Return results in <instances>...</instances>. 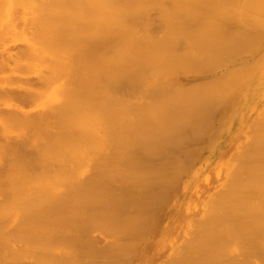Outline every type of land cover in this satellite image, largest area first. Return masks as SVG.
Listing matches in <instances>:
<instances>
[{"label":"bare ground","instance_id":"6f19581e","mask_svg":"<svg viewBox=\"0 0 264 264\" xmlns=\"http://www.w3.org/2000/svg\"><path fill=\"white\" fill-rule=\"evenodd\" d=\"M29 1L6 20L44 46L26 43L47 57L33 51L47 108L16 115L27 134L12 119L13 144V109L0 129L3 165L17 151L0 175V264L131 262L120 238H145L156 209L165 220L181 207L208 159L224 187L172 264H264V0H33L24 16ZM240 107L254 112L223 133Z\"/></svg>","mask_w":264,"mask_h":264},{"label":"rangeland","instance_id":"374dc122","mask_svg":"<svg viewBox=\"0 0 264 264\" xmlns=\"http://www.w3.org/2000/svg\"><path fill=\"white\" fill-rule=\"evenodd\" d=\"M4 1H6V0H4ZM13 1V2H12ZM31 1V0H30ZM29 1V2H30ZM33 1V0H32ZM8 2V3H7ZM17 2H18V0H17ZM17 2H14V0H7L6 2H3L2 0H0V6H2L3 5V3H5L4 5H5V7L3 8V7H0V8H2V9H0V12L2 11L3 12V15L4 14H6L5 16H4V18H3V15H0V19H1V21H0V24H2L1 26H4V24L3 23H6V22H9V23H11L12 25H14L15 26V23L13 24V22H14V20L15 21H19L20 22V19H17L18 17H20L21 15H23V13H22V11H21V8H23V7H20L21 5H19L20 3H17ZM240 2H241V0H240ZM243 2V1H242ZM2 3V4H1ZM6 3H7V5H6ZM10 3H12V5H13V3L15 4V6L13 7ZM27 3V2H26ZM32 3H34V1L33 2H30V4L29 3H27V4H29L28 5V7H27V9L28 8H30V9H32ZM16 4L18 5V6H16ZM32 4V5H31ZM25 5V4H24ZM11 6H12V9H11ZM29 6H31V7H29ZM8 7H9V10H11V11H9L8 12ZM16 7V8H15ZM19 7V8H18ZM19 9L20 11V13H17L16 12V9ZM24 8H26V6H24ZM15 9V10H14ZM17 9V10H18ZM27 9H25V10H27ZM30 9H28L27 11H25L24 9H23V12L25 11V14H24V16H28L29 14H31V11L32 10H30ZM30 10V11H29ZM6 13H5V12ZM16 12L18 15H16V16H18L17 18H16V16L14 15V13H12L11 15V17H13V21L12 20H9V21H7L8 20V17L10 16L9 14L11 13V12ZM1 12V13H2ZM27 12V13H26ZM0 13V14H1ZM2 16V17H1ZM11 17L9 18V19H11ZM22 17V16H21ZM3 18V19H2ZM28 18V17H27ZM7 19V20H6ZM4 20H6L5 22H3ZM21 23V27L24 29H26V27L27 26H23L22 25V22H20ZM11 24H10V26H11ZM17 24V23H16ZM6 26H8V28H11V27H13V26H9V25H7V23H6ZM6 26H4V28L3 27H0V34H1V37H0V60H2V59H7L6 61H8L7 62V64H1L2 62L0 61V93L1 92H5V91H7V92H5V93H3V94H1L2 95V97L0 98V129H1V126H2V129L5 127L4 125H6V124H8V122L6 121V120H8V119H6V118H8L9 117V115L8 116H6V114H9V111L11 110V109H13V111H12V113H14V114H12L11 112H10V114H12L11 116V120H10V123H11V125H10V127H8V128H10V130L7 128V126L8 125H6V129H8V130H6L5 131V128L3 129V130H1V132H4L3 134H4V136L6 135V134H8L9 135V137H6L5 136V138H3L5 141H2V142H6L7 143V145L8 144H10V143H12L11 141H13V139H11V138H16L17 140H19L18 139V136L19 137H21V135H19V133H21L22 132V130H20V129H24L23 127L21 128V126H20V121L21 120H19L18 119V117L20 116V115H23V114H20V113H24V115L25 114H27V113H32L33 114V116H32V114L31 115H26L27 116V118H32V117H34L35 115H36V113L38 114V112L40 111L39 109H45L46 110V108H47V106H46V104L47 103H45V101H47L46 100V96H47V92H48V89H47V83L45 82V81H42V85H40L39 83H41V81L39 80L40 78L42 79L43 77H44V73L46 72V68L47 67H44L45 65L47 66V64L45 63V62H47V57H45V58H43V55L44 56H46L45 55V53L44 54H41V52L40 51H44L45 49H44V46H43V44H41V41L39 42L38 41V43L36 44V41L37 40H35V39H33V40H30L29 38L27 39V35L29 34V32H31V30L30 31H25V29H24V32H27V35H26V37L24 36L25 35V33H23L22 31V29L20 30V28H18V27H16V28H18V30H19V34L17 33V32H15L16 30V28L15 27H13V29L11 28V29H7V27ZM18 26L20 27V24L18 23ZM1 28H3V29H5L4 31H3V29H2V31L3 32H1ZM14 31V32H12V31ZM28 30H29V27H28ZM5 31H7V33L5 34ZM21 31V32H20ZM31 33H33V32H31ZM30 33V35L32 36V34ZM20 34H22V35H20ZM3 35V36H2ZM29 35V37L32 39V37L34 38V36H30ZM34 35V34H33ZM20 36H23V37H20ZM36 37V36H35ZM39 39V38H38ZM23 40H25V41H23ZM34 42V43H33ZM30 46V47H32V46H34L36 49L37 48H43L44 50H40V49H38V50H35V49H33V48H29V46L27 45V44ZM26 44V45H25ZM27 46V47H26ZM38 46H40V47H38ZM26 47V48H25ZM25 49H28L30 52H28L27 50H25ZM22 51V52H21ZM23 51H26V52H23ZM33 51H36V52H38L37 54H38V56L40 57V58H42L43 60L44 59H46L44 62L42 61V63H45V65H43L41 62H40V64H42L43 66V68H41V65L40 64H37L36 63V65L37 66H35V61H36V59H37V61H38V57H37V55L33 52ZM10 53V54H8V53ZM19 52H21L20 54H21V56H20V54H19ZM45 52V51H44ZM2 53H6L5 55H6V57H5V55L4 56H2L3 54ZM17 53H18V55H19V57L17 58ZM24 53H26V54H24ZM28 53V54H27ZM39 53H40V55H42V57L39 55ZM43 53V52H42ZM2 54V55H1ZM15 55V56H13V58H15V61L14 60H12V61H9V60H11L12 59V55ZM22 54H23V56H22ZM32 54H33V56H32ZM11 55V59L9 58V56ZM25 55V56H24ZM35 55V56H34ZM3 58H2V57ZM21 57H23L24 58V61H22L23 60V58L21 59ZM35 57V58H34ZM2 58V59H1ZM17 59H18V61L22 64V63H24L25 65L23 66H21V64L19 65V64H16L18 61H17ZM20 59H21V61H20ZM34 59V60H33ZM41 59H39V61H40ZM5 61V60H4ZM5 61V62H6ZM4 62V63H5ZM10 62V63H9ZM12 62V63H11ZM18 62V63H19ZM15 63V64H14ZM5 65V66H4ZM38 65H39V67H38ZM21 66V67H20ZM37 68H40V70L42 71H40L41 73H43V74H41L40 76H38L39 74V69H37ZM45 70V71H44ZM46 75V74H45ZM43 76V77H42ZM183 77H188L187 75H185V74H183L182 75ZM18 77V78H17ZM19 78H21V79H19ZM39 78V79H38ZM24 79V80H23ZM19 80V81H18ZM23 81V82H20V81ZM17 81V82H16ZM46 83L45 85L43 84V83ZM10 85L9 86V89H5L6 87L8 88V85ZM11 83V84H10ZM16 83V84H15ZM17 83L19 84V86L20 87H18V85H17ZM23 83V84H22ZM27 83V84H26ZM7 85V86H6ZM16 85H17V87H16ZM22 86V87H21ZM28 86H29V88H28ZM1 87H4V88H1ZM13 87V88H12ZM16 87V88H15ZM27 87V88H26ZM22 90H21V89ZM26 88V89H25ZM31 88V89H30ZM34 88V89H33ZM1 89H5L4 91L2 90L1 91ZM14 89V90H13ZM32 89H33V91H36L35 92V94L37 93V95L39 96V92H41V93H43L46 89V91L44 92V94H45V97H44V94H43V98H40L41 97V93H40V97H38L37 95V97H34L35 99H33V96L35 95H33V94H31V93H34L33 91H32ZM9 90V91H8ZM10 90H12L11 91V94H10ZM26 90V91H25ZM14 91V92H13ZM16 91V92H15ZM18 91H21L22 93L25 91V93L26 92H29V94H27V95H29L28 97H30L31 95H33V96H31V98H28L27 99V95L25 94L24 95V97H20L21 96V93L19 94V92ZM13 92V93H12ZM31 92V93H30ZM16 93V94H15ZM244 93H253V92H244ZM13 94H14V96H13ZM0 95V96H1ZM18 95H20V96H18ZM21 98V99H19V98ZM17 98V99H16ZM24 98H26V100H23L24 102L25 101H27V102H23V101H21L22 99H24ZM18 100V103H16V101ZM19 100H20V102H23V104L22 105H24V106H22V105H20V103H19ZM45 103V104H44ZM44 109H43V112H44ZM248 110V112H246ZM15 111H17L18 113H15ZM42 111V110H41ZM235 111V110H234ZM43 112H40V114L41 113H43ZM238 114H237V113ZM254 112V109L253 108H249V109H244V108H242V107H240V108H238L237 109V111H235V114L233 115L232 114V116H231V113L230 114H228V116H231V117H229V118H232L233 117V119H232V121L230 122V124L229 125H227V126H225V129H224V131H223V133L225 132V131H227V129H230V127L232 128H236L237 126V124L240 122V120H241V118H245L246 117V115L249 113L250 115H252V113ZM232 113H234V112H232ZM244 114H246L245 115V117H244ZM13 115H15V116H13ZM16 115H18V117L16 116ZM21 116V118H25L26 116ZM236 115V116H235ZM239 115V117H237ZM32 116V117H31ZM37 116V115H36ZM235 116V117H234ZM15 117H17V123H18V121H19V123L18 124H14L15 125V129H17V127L19 126L20 128H19V130L21 131H19V130H15L14 129V125H13V123H12V119H13V121H15L14 120V118ZM20 118V119H21ZM236 118V119H235ZM10 119V118H9ZM6 123H5V122ZM16 122V121H15ZM233 122H235V124L233 123ZM254 122V120H252L251 122H250V124L249 125H251L252 123ZM1 123H5V124H2L1 125ZM13 125V126H12ZM17 125V126H16ZM21 125H22V123H21ZM234 125V126H233ZM253 125H254V123H253ZM252 126V125H251ZM11 127H12V129H11ZM25 127V126H24ZM28 126H26V129H27V131H26V134L28 133ZM14 129V130H13ZM250 129V128H249ZM24 130H23V132H24ZM1 132H0V134H1ZM19 132V133H18ZM22 132V133H23ZM247 132V131H246ZM18 133V134H17ZM227 132H225V134H226ZM15 134V135H14ZM16 134L18 135V136H16ZM10 135H13V136H10ZM23 135V134H22ZM250 136V135H249ZM2 137H3V135H1V138H0V141L2 140ZM7 138H10V140H8V142H7ZM224 138H226V137H224ZM16 139L13 141V142H16ZM243 140H246V138H244ZM2 142H0V143H2ZM5 143V144H6ZM4 144V145H5ZM13 144V143H12ZM11 144V145H12ZM3 144H2V146H1V144H0V147L2 148V152H4L3 150H5V149H7L8 150V148H6L7 147V145H5L4 146ZM8 147H10V145L8 146ZM10 149V148H9ZM11 149H12V146H11ZM11 149L9 150V154H10V152H11ZM29 149V148H28ZM7 150H5V152L7 151ZM13 150V152H12V154L14 155L15 154V152L14 151H16V150H14V148L12 149ZM2 152L0 153L1 155V157H0V160H3L4 158H5V156L7 155V152H6V155L4 156V154H5V152L3 153V155H2ZM16 153H17V151H16ZM11 154V156H9V157H7L6 158V163L5 164H7V162L8 161H10L8 164H9V166L12 164L13 165V163L15 162L14 160H16V155L13 157V155ZM4 156V157H3ZM8 156V155H7ZM2 157H3V159H2ZM11 157H13V158H15V159H13V158H11ZM10 160H9V159ZM12 159V160H11ZM214 159L215 160H217V156L216 157H214ZM8 160V161H7ZM11 161H12V163H11ZM3 162H5V159H4V161ZM3 162H1L0 161V165H2V166H0L1 168H0V175L2 174V172H3V170L5 169V167L3 168V166H8V164L7 165H3ZM208 162V163H207ZM214 160L212 161V160H207L206 162H203L202 164H200V165H197V167H195L194 169H193V184H192V186L191 185H189L188 186V189H189V191H188V193H186L185 195L187 196H185V195H181L180 196V194H179V192H178V195L181 197H179L178 199H180V202H182L181 203V207H176L177 208V210L176 211H174V213L172 214V212L171 213H169L170 215H172V216H170V218H171V220H168V218H167V216L169 215H167L166 216V218H165V220L164 219H161V213L163 212L162 210H164V209H166V208H168V206L166 207V208H160V210H158V209H156L155 210V212H156V214H157V210H158V212L160 213H158L157 214V216H156V214H155V212L153 213V215L151 214V216L152 217H150V218H148L150 221H151V225L153 226H151L150 225V223H149V225L150 226H148V225H146L145 223H147V222H150L148 219H147V217H146V220L144 219V221H143V223L146 225V226H148L147 227V229H145L146 230V232L147 231H149V234H148V232L147 233H145V231H141V232H144L145 233V238L143 237V235L142 236H140V234H141V232H140V234H139V238H138V240L140 239V237H143V239L139 242V241H137V240H135L136 239V237L135 236H137V235H135L134 236V240H132L133 239V236H131V235H125V236H123V238H120V240H122V242L124 243V249L125 250H129L128 249V247H127V249H126V243L128 242V243H130V245L133 247V248H131V247H129L131 250H132V253L134 252L135 254L137 253V254H140L139 256H137V254L135 255L134 253L133 254H129L130 253V251L128 252V254L131 256H129L128 254L126 255L125 253L127 252H123L122 254H125V257H123L122 255L118 258V259H123V261H124V259H126L127 260V258H132V259H130L131 260V262H126V261H124V263L125 264H162V263H164V264H172V262L171 261H173V259L175 258V257H177V255H178V253H180L181 252V246H180V248H179V246H178V244H185V242H186V244H187V241H189V240H191V238L194 236V230H193V226H195V225H199V223H200V220H202L203 218H204V212L203 211H205V209L207 208L206 206L208 205V203H209V201H210V199H211V197H212V194H213V192H215V190H217V189H219V188H222V187H224V182H225V172L224 171H222V168H221V166H219V165H214ZM206 166H205V165ZM208 164L210 165V166H208ZM212 164V165H211ZM201 168H200V167ZM208 166V167H207ZM199 167V168H198ZM8 168H12V167H7V170H4V172L6 173L7 171H8ZM205 168V169H204ZM197 169V170H196ZM2 171V172H1ZM201 171V172H200ZM10 172V171H9ZM199 173V174H198ZM202 173H203V175H202ZM199 177V178H198ZM222 178V179H221ZM198 179V180H197ZM219 179H221V181L219 180ZM186 180V179H185ZM223 182V183H222ZM223 185V186H222ZM196 186H197V188H196ZM190 187H191V189H190ZM196 188V189H195ZM181 189V188H180ZM215 189V190H214ZM223 189V188H222ZM222 189H219V191L218 192H220V191H222ZM214 190V191H213ZM217 192V191H216ZM215 192V193H216ZM217 192V193H218ZM215 193L213 194L214 196H216L217 195V193H216V195H215ZM200 195H203V196H200ZM185 198V199H184ZM213 198V197H212ZM208 199V200H207ZM204 202V203H203ZM172 203L173 202H170V204H169V206L171 207L172 206ZM202 204V205H201ZM204 207V208H203ZM201 213H202V215H201ZM185 215V216H184ZM159 216H160V219H159ZM188 216V217H187ZM201 216V217H200ZM156 217V218H155ZM190 218V219H188V221H187V218ZM200 217V218H199ZM154 218L156 219V222H154V221H152V219L154 220ZM185 218V219H184ZM197 220H199L198 222H196ZM152 222H154V223H160L159 224V226L157 227V225L156 224H154V223H152ZM189 222V223H188ZM191 222H192V225L193 226H191V225H189V224H191ZM144 224H142V226L144 227ZM188 224V225H187ZM141 226V227H142ZM172 226V227H171ZM151 227V228H150ZM186 227V228H185ZM150 228V229H149ZM188 228V229H187ZM190 228V229H189ZM156 229V230H155ZM185 229V230H184ZM143 230V229H142ZM193 231V232H192ZM151 232V233H150ZM155 232H156V234H155ZM164 232H166V234L164 233ZM181 232H183V233H181ZM193 234H192V233ZM163 233V234H162ZM188 233V234H187ZM147 234V235H146ZM182 234H186L185 236L184 235H182ZM181 236V238L179 237V236ZM189 235V236H188ZM128 236V238H129V236H131L130 237V239H126L125 237H127ZM147 236H148V239H146L147 238ZM177 236H178V238H177ZM100 237H103V235L102 236H100ZM138 237V236H137ZM180 238V239H179ZM126 240V243H125V240ZM166 239V240H165ZM183 239V240H182ZM186 241H185V240ZM119 240V241H120ZM129 240V241H128ZM133 241V243L131 242V241ZM180 240H181V242H180ZM149 241H151L150 243H149ZM185 241V242H184ZM136 244V245H132V244ZM138 244V245H137ZM184 244H183V246H184ZM130 245H128V246H130ZM140 245V246H139ZM177 245V246H176ZM149 248H148V247ZM182 246V247H183ZM139 248V250H138V248ZM179 248L180 249V251L179 250H177L176 249V251H177V253L175 252V248ZM135 248V249H134ZM124 250V251H125ZM133 250H135V251H133ZM140 251V252H139ZM171 251H172V253H171ZM175 253V254H174ZM177 254V255H176ZM175 255V256H174ZM127 256H129V257H127ZM132 256H135L134 258L132 257ZM180 256V255H179ZM177 257V258H180V257ZM121 257H123V258H121ZM127 257V258H126ZM167 257H168V259H167ZM170 257V258H169ZM171 258H173V259H171ZM117 259V258H116ZM114 260V261H121V260ZM155 259V260H154ZM161 259V260H160ZM163 259H165L164 260V262H163ZM129 260V259H128ZM129 260V261H130ZM113 261V262H114ZM122 261V262H123ZM161 261V262H160ZM158 262V263H157ZM118 262H116V263H114V264H117ZM119 264V263H118ZM121 264V263H120Z\"/></svg>","mask_w":264,"mask_h":264}]
</instances>
